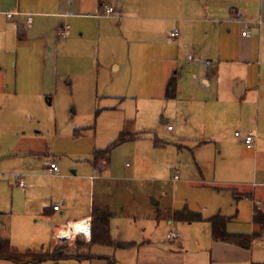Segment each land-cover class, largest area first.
<instances>
[{
  "label": "rangeland",
  "instance_id": "obj_1",
  "mask_svg": "<svg viewBox=\"0 0 264 264\" xmlns=\"http://www.w3.org/2000/svg\"><path fill=\"white\" fill-rule=\"evenodd\" d=\"M102 1L120 12L70 20L65 38L49 32L44 43L39 32L27 40L0 34V236L21 250L59 246L74 256L44 264H109L108 257L116 264L138 263L137 248L90 245L79 237L54 244L56 220L85 210L91 196L97 204H112L113 238L136 237L139 227L168 241V209L188 205L214 214L219 202L234 213L232 191L201 189L198 180L257 181L248 171L230 170L255 167L263 169L264 182V146L256 155L235 137L236 130L258 131L256 115L264 123V83L257 90L261 64L264 68L261 0ZM51 22L54 31L60 22ZM244 28L254 40L248 63L239 58ZM175 29L178 38L171 37ZM164 57L181 73L175 99L165 96L162 78L170 61ZM206 75L211 88L202 81ZM243 75L250 79L247 97L253 104L233 106L230 101L240 100L233 82ZM124 129L141 135L112 145ZM204 139L209 142L200 145ZM109 147L95 168V151ZM52 162L58 173H52ZM21 179L26 190L18 185ZM53 202L66 212L43 214ZM159 210L164 217L158 222ZM243 210V218L235 217L229 227L251 226ZM197 224L200 230L185 234L191 235L187 249L205 238V223ZM90 253L97 257H86Z\"/></svg>",
  "mask_w": 264,
  "mask_h": 264
},
{
  "label": "crops",
  "instance_id": "obj_2",
  "mask_svg": "<svg viewBox=\"0 0 264 264\" xmlns=\"http://www.w3.org/2000/svg\"><path fill=\"white\" fill-rule=\"evenodd\" d=\"M108 5L105 3V1L102 0H0V34L3 32V35L12 39L13 34L15 33L17 37H21L18 34V29H24V34L21 38H24V40H27L30 38L32 33L39 32L43 35L42 39L44 43H47V38L45 35L49 32L51 33H57L55 36L59 37L60 30L64 28L66 25H70L67 23L70 20L73 19H79L83 16H95L100 17L104 16L105 14V6ZM114 7L113 5H109ZM116 7V6H115ZM114 7V8H115ZM12 13V16L9 17L7 13ZM118 11L115 8V12L113 14H118ZM111 14V15H113ZM261 14H264V0H261ZM252 13H249V16H251ZM109 16V15H106ZM30 17H32V20L30 21ZM119 17H121V13H119ZM7 19V22H6ZM14 23H13V22ZM51 21H59L60 23H56V26H54L53 31V24L51 25ZM5 25H4V24ZM25 23L28 24V27H25ZM7 28L5 29V27ZM263 24L261 25V59L264 57L263 49H264V27L262 28ZM70 26V31H71ZM177 30V29H175ZM173 30L171 34L175 31ZM246 29L244 28L243 32ZM250 33L248 35H243L244 38L241 39V47L239 48V58L242 61H245L248 63V60L250 59V56L253 57V43L254 40L249 37V35L252 33L250 29H248ZM57 31V32H56ZM242 32V33H243ZM71 32L68 34L70 36ZM179 33L175 37L172 38H178ZM9 35V36H8ZM63 38L67 36H62ZM3 40V39H2ZM132 42V41H131ZM191 57V56H190ZM193 58V57H192ZM169 62V66L165 68L163 73L162 81H164L165 84V96H166V86L169 81V79L172 77V75H176L177 77V92L176 96L173 97V99L177 98L178 91L180 89L179 87V79L181 76V73L177 68L173 69L174 66V60L164 57ZM208 66H211V62L207 64ZM118 69V65L114 64V67ZM216 73V71H213ZM255 76V75H254ZM203 83L211 88L212 87V77L209 75L202 77ZM261 82V88L262 84L264 83V68L261 64V69L258 71L257 74V90L259 89V85ZM250 79L243 75L239 76L234 82H233V92L237 97H240V100H232L230 101V104L233 106L238 105L239 103H245L248 101L251 105L253 104V98H248V90L250 87ZM262 91H261V99H262ZM167 98V97H166ZM169 99V98H168ZM172 99V98H170ZM241 101V102H238ZM218 100H214V103H217ZM247 103V102H246ZM256 104V102H255ZM261 116L264 119V97L263 102L261 101ZM165 124L167 121L162 120ZM252 122L256 124L257 130L256 131V139L255 144L253 147H246L248 149L255 148L256 152L255 154L258 155L260 150L264 146V123H261L259 120V117L254 116L252 119ZM170 129V126H169ZM251 129V128H250ZM237 131V130H236ZM235 131V132H236ZM249 131L246 130V134ZM236 138H240L242 143L245 144L244 140L241 137H238L235 135ZM209 140L204 139L200 141V145L208 143ZM257 146V147H256ZM101 163V160L98 161V164ZM98 167L99 165H94ZM231 172H235V175H239L245 171H248L250 177L252 175V178H258L257 181H251V182H245L242 179H236V181H222L218 177H214L211 181L207 180L206 178H202L196 182L198 186L201 189H212L215 190L217 193L221 192H235L237 193V196H239L238 201L235 202L234 195L231 197L232 202H230V206L232 207V210L234 213L229 214L225 211H223V204L217 202L220 204L218 206V211L215 210L216 213H221L226 216H234L237 219L243 218L242 210L248 217L250 215V218L253 216V211L255 205L258 206V208L262 211H264V182L261 181V171L262 168H255L250 170H242V171H234L233 168H230ZM55 174L54 172H52ZM176 174V173H175ZM174 174V176H175ZM178 174V173H177ZM31 175V173H30ZM33 176V175H31ZM173 181L177 182L180 179V176L178 174V178L174 179ZM251 178L247 179L248 181ZM32 181V178H31ZM19 185V182H18ZM20 186V185H19ZM21 187V186H20ZM22 188V187H21ZM26 190V183L25 187L22 188ZM252 195L251 197H247V195ZM247 201V202H246ZM56 204H61V210L56 211L53 209V206ZM93 204H96L97 206L101 207H112L111 203H107V201H103L101 204H97L95 202L94 197H90V202L87 204V207L85 210H77L73 214H70L69 217L59 220H56V225L54 229V244H55V234L56 229L59 225L66 223L67 221H74V220H83L84 218L91 217L92 214V206ZM154 204L158 205V202L154 200ZM75 205V204H74ZM73 205V206H74ZM72 206V207H73ZM48 208V214L47 215H54L57 212H61V215L66 212L65 206L62 203L59 202H53L50 207H45L43 214L45 210L47 211ZM88 208L89 214L86 213V209ZM70 208H67L69 211ZM170 210V211H169ZM175 210L168 209L165 213H167L168 217V225L171 226V228L168 230V241L164 240L161 241L158 236L154 235L152 232H148L147 228H139L138 231L140 232V235H137L136 237L130 236H115L114 239L116 241H133L136 242V245L132 248L139 249V260L137 264H264V233L256 239H254L251 247L249 248H243L239 245L223 242V241H217L213 238L212 232H211V225L208 222V220L200 221V222H186V221H176L172 218V214ZM198 211V210H195ZM201 212V211H199ZM202 213V212H201ZM214 213V214H216ZM4 213L1 212V215ZM203 214V213H202ZM214 214H203L205 219L210 218ZM162 217H164V213L159 210V212L156 215L157 221H161ZM233 221V220H232ZM232 221L230 222L232 224ZM185 222V223H181ZM197 223H205L203 228L205 229V238L198 237L196 242L197 246L194 250L187 249V243L191 239V235L188 237L185 236L186 233L192 234L193 232H196V230H200L201 227L197 226ZM229 223V224H230ZM251 226L244 230V229H235L233 227H229L228 229L231 232L234 233H254L259 231L258 227L252 222L251 220ZM159 224V223H158ZM230 224V225H231ZM244 230V231H241ZM176 232L177 236L173 239L169 238V234L171 232ZM182 234V235H180ZM2 237V236H0ZM179 241V246L174 247V245ZM184 241V242H183ZM162 244H167L168 246L163 247ZM14 245V244H13ZM58 247V246H57ZM18 248V247H17ZM28 248V247H27ZM56 246L51 247L50 251H53ZM130 248V249H132ZM20 249V248H18ZM44 249V248H43ZM85 255V254H84ZM91 253L88 255L90 256ZM94 255V254H93ZM167 255V256H166ZM86 255V257H88ZM74 256L68 255V258H73ZM109 261L112 264H116L115 257H108ZM66 259H62L60 261H53L56 263L62 262ZM0 264H19L15 263L13 261L9 260H0ZM31 264V263H30ZM44 264V263H43Z\"/></svg>",
  "mask_w": 264,
  "mask_h": 264
},
{
  "label": "trees",
  "instance_id": "obj_3",
  "mask_svg": "<svg viewBox=\"0 0 264 264\" xmlns=\"http://www.w3.org/2000/svg\"><path fill=\"white\" fill-rule=\"evenodd\" d=\"M19 36H23L24 29H18ZM177 92V77L172 75L166 86V97L173 98ZM141 135L140 133H130L127 130H122L119 137L113 142L112 145L124 142L128 139H135ZM110 147L105 151L97 149L95 151L94 165H98V161L102 160L105 152H108ZM97 167V166H96ZM236 200L239 196L235 190H233ZM251 197L252 195H247ZM46 214H48L45 210ZM1 215V212H0ZM114 213L109 207H101L93 204L92 206V236L90 245L99 244L103 246H113L116 249H130L136 245L133 241H116L111 234V219ZM172 218L176 221L186 222H200L208 220L211 225L212 236L217 241H223L239 245L243 248L251 247L254 239L260 237L264 233V211L260 210L257 205L254 207L252 222L258 227L259 231L250 233H234L229 231L228 225L235 218L234 216H226L219 213L212 215L210 218L205 219L203 214L199 211L192 210L185 205L184 208L175 210L172 214ZM63 247H56L53 251L43 249H18L15 247L8 238L0 237V260H9L19 264H43L48 261H60L68 258L63 252ZM97 257L95 255L88 256ZM108 259L105 256H101ZM109 264H112L109 261Z\"/></svg>",
  "mask_w": 264,
  "mask_h": 264
},
{
  "label": "built area",
  "instance_id": "obj_4",
  "mask_svg": "<svg viewBox=\"0 0 264 264\" xmlns=\"http://www.w3.org/2000/svg\"><path fill=\"white\" fill-rule=\"evenodd\" d=\"M115 12V8L109 5L105 6V14L111 15ZM7 15L9 17L12 16V13L8 12ZM30 21L32 20V17L29 18ZM70 33V25L64 26L62 30H60L59 34L60 36H68ZM178 33V30H175L171 35L172 37H175ZM250 33L249 30H245L243 32V35H248ZM209 63V62H208ZM171 128V127H170ZM235 135L238 137H241L245 144L248 147H253L255 144L256 139V131L254 129H249V131L246 134H242L240 131H236ZM50 169L54 173L59 172V167L55 162L51 163ZM178 178V174H175L174 179ZM19 185L24 188L25 184L24 181L21 179L19 181ZM53 209L56 211L61 210V204H56L53 206ZM92 220L91 217L84 218L83 220H74V221H67L64 224H61L56 229L55 234V242L56 244L63 245L64 243H70L71 241L79 238L91 240L92 235ZM177 236L176 232H171L169 234V237L173 239Z\"/></svg>",
  "mask_w": 264,
  "mask_h": 264
}]
</instances>
